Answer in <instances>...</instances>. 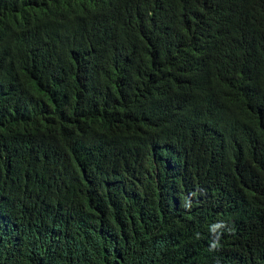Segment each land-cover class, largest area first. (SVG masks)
Here are the masks:
<instances>
[{
    "label": "trees",
    "instance_id": "trees-1",
    "mask_svg": "<svg viewBox=\"0 0 264 264\" xmlns=\"http://www.w3.org/2000/svg\"><path fill=\"white\" fill-rule=\"evenodd\" d=\"M0 264H264V0H0Z\"/></svg>",
    "mask_w": 264,
    "mask_h": 264
}]
</instances>
